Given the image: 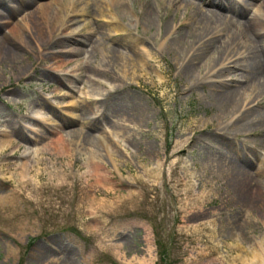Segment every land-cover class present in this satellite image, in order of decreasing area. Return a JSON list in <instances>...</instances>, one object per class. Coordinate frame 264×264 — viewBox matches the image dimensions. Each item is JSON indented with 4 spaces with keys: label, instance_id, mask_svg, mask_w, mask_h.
Wrapping results in <instances>:
<instances>
[{
    "label": "rangeland",
    "instance_id": "rangeland-1",
    "mask_svg": "<svg viewBox=\"0 0 264 264\" xmlns=\"http://www.w3.org/2000/svg\"><path fill=\"white\" fill-rule=\"evenodd\" d=\"M27 1L19 14L0 20V129L4 120L9 129L20 127L13 135L20 148H6L0 160L16 170L28 147L41 148L53 134L47 125L36 136L24 129L32 122L30 108L45 98L50 118L62 129L59 136L71 134L81 148L95 149L113 185L106 190L95 184L81 148L72 157L47 151L40 174L25 180L29 188L17 200L2 174L6 167L0 168V264H264L260 89L246 88V82L221 86L218 81L231 77L216 78L223 67L236 72L235 66L253 56L260 62L258 42L237 40L239 55L220 62L232 41L229 29L214 27L205 57L183 74L204 43L196 15L230 17L229 9L198 0H121L115 14L125 24L133 22L127 39L121 33L107 36L109 23L96 0ZM243 1L249 4H240L236 19L249 21L264 12V0ZM226 2L234 6L236 0ZM46 4L53 6L49 18L34 17L39 29L58 27L64 19L75 22L66 43L51 49L55 56L41 60L36 47L28 50L9 30ZM34 22L28 32L21 30L31 44L38 33ZM123 39L128 48L115 45ZM8 46L24 51L20 66H8ZM72 48L81 51L69 53ZM145 48L151 55L138 58L135 53ZM99 65L108 75L95 71ZM221 87L239 90L242 97L219 120L213 96ZM10 89L12 101L6 99ZM247 112L251 128L226 134ZM90 196L98 199L95 215Z\"/></svg>",
    "mask_w": 264,
    "mask_h": 264
},
{
    "label": "bare ground",
    "instance_id": "bare-ground-1",
    "mask_svg": "<svg viewBox=\"0 0 264 264\" xmlns=\"http://www.w3.org/2000/svg\"><path fill=\"white\" fill-rule=\"evenodd\" d=\"M20 1L23 3L22 6H18L17 3ZM99 13L101 16L106 18L107 25L105 27L107 36L109 38L114 37L115 34L121 33L123 35L127 36V39H130V35L132 33V25L133 22H129V24L124 23V19L119 18L115 12L117 10V7L123 8V3L117 0H112L110 3H108L106 0H96ZM203 4L214 6L215 8H228L229 12L231 13L230 17H227L222 14H214L210 15L204 12L198 13L196 15V24L198 25V30H200V41H203L204 43L201 44L200 48L198 49L197 53L195 54L194 58L191 59L187 66L183 69V74L189 75L190 72H192L193 65H195V61L198 58L205 57L204 50L206 48V45L209 47L211 42L213 41V38L211 37L214 34V31L222 28L229 29V40L232 41L231 46L226 47L219 56H223L220 60L225 62H230L234 57H237L239 55V43H236L237 40L244 39L246 42L251 44V42L255 43L258 42V47L260 48V58L258 55V58L260 60L257 61L255 56H253L252 59L248 60L247 65H245V61L243 65L235 66L237 67V71H232V68L230 67H223L221 70L218 71L216 78L221 79L226 77H231L227 80H221L218 81V84H221V86H227L230 83L234 84L237 82H246L249 83V86L254 89H260V92L257 94V98H261V100L258 101V104L256 105L257 112H258V118L263 124H264V19L261 17V15H264V12L261 13L256 12L252 19L249 21H240L236 19V15L238 10V7L241 5H244L249 2L248 1H237L234 2V6L229 5L228 0H198ZM241 4V5H240ZM28 5L27 0H0V20H8V17L23 9ZM86 5V4H85ZM53 7L51 4H46L45 6H42L38 13L34 15L28 14L27 17L24 19L22 25L14 26L10 28L9 33L12 35H15L18 37L22 44L26 46L28 50H35L39 51V58L41 60H45L47 58L54 57V53L51 52V49L56 46H62L64 43H66V37L69 36L67 30L69 29V26L75 22V19L70 18L69 20H63V22L55 28H48L45 27V29H39V25L36 24L34 17L37 16L39 18H49V14H51L50 11H52ZM240 9V8H239ZM15 10V11H14ZM57 10V9H56ZM83 11V10H82ZM264 11V10H262ZM81 12V10H80ZM79 11L75 10L74 13H80ZM13 16V15H11ZM58 18L56 19V21ZM34 22L35 26H37L38 33L36 39H34L35 43L31 44L28 39L24 36V32H21V30L26 29L28 32V28L31 24ZM45 25V20L44 23ZM24 25V26H23ZM123 26V27H121ZM214 27L215 30H213ZM208 38V39H207ZM207 39V40H206ZM205 40V41H204ZM127 40H121L115 43L116 46L119 48H128L127 44L125 43ZM222 42V41H221ZM135 43H140L139 40H137ZM235 45L237 49L233 46ZM113 50V49H112ZM81 50L77 48H72L71 50H68V52H72L74 54L79 53ZM106 51V50H105ZM119 53V57L124 58L122 55H124L123 52L116 50ZM215 51V50H214ZM213 51V52H214ZM207 52V51H206ZM262 52V54H261ZM136 56L140 59L145 58L146 55L150 56L151 53L149 50L145 49H138V51L135 53ZM216 54L210 58L214 60L216 58ZM1 55L0 52V64H1ZM4 57L6 56L5 60L8 62V66H20V60L25 55L24 51L18 48L17 46H8L6 50L3 53ZM263 57V60H262ZM71 57L67 59H62V61L59 63L60 67H63L67 65L70 62ZM218 60V59H217ZM216 60V62H217ZM89 67H93L90 65ZM110 63H107V66ZM210 64V63H209ZM81 67V66H79ZM78 67V68H79ZM102 66H96L98 72L104 73L105 75L109 73L107 69H102ZM21 71L24 73V66H21ZM71 72H76V70L72 69L67 74H70ZM72 73V74H73ZM108 75V74H107ZM193 78V77H192ZM237 86V85H236ZM230 87V85H229ZM227 87H221L220 93H215L214 102L217 106H219L218 112H217V118L221 120L226 112L227 108L230 107V105H237L241 100V93L239 90L230 89ZM227 88V89H225ZM14 92V89L8 90L9 97L6 98L9 101H12V98L14 95L12 93ZM61 92V91H58ZM12 96V97H11ZM65 96V95H64ZM256 98V99H257ZM100 100V99H96ZM258 100V99H257ZM10 103V102H9ZM53 108V106H52ZM31 116H32V122L28 124L29 127L24 128L28 132H30L32 135L36 136L37 134H41L42 130L40 129L42 126H48V128L52 129L53 134L48 136L47 142L42 145L41 148H32L28 147L24 153H23V160L21 162H18L15 164L16 170L13 168V166L7 165L5 162L7 159L0 160V168L6 167V171L8 173H3L4 176H7V179L9 181L15 180V185L7 181L6 183H9L10 186H14V193L13 198L19 199L23 196V192L25 193L26 189L29 188V185L26 179H33L34 177L37 178L40 174L41 168H39L44 158H41V156L45 155L47 151L51 155H54L56 157H72L73 153L79 148H81L77 142L72 141L73 136L71 134H65L60 135L59 133L62 130L57 124L56 121H53L50 118V115L48 114V111L51 109L49 105L47 104L45 98L43 100H39V102L35 105H33L31 108ZM138 108H135L133 110H137ZM1 110V109H0ZM249 120L248 112L242 115L238 120L233 122L232 124L228 125L225 128L226 134L233 136L236 134H239L243 132L244 130H247L250 127L249 124L252 122H247ZM9 120H4V123L1 124L0 129V158L3 157L4 151L6 148L12 146V153L15 152L18 148H20V145H14V133L20 130L19 128L15 129H9V126L7 125ZM44 122V123H43ZM48 122V123H45ZM46 126V127H47ZM249 127V128H248ZM80 136V133H79ZM75 138V136H74ZM91 147V146H90ZM90 147H87L86 149L84 147L81 148V150L85 151V154L87 155V159L85 162V165L88 168L87 173L91 174V176L95 179V184L106 189L110 190L112 189V181L110 179L111 171L106 167V165L103 163V159L101 158L100 154L96 152L95 149H92ZM35 172V176L32 175V173ZM108 194V192H107ZM91 204V210L93 211V214L95 215L96 210L94 207V204L97 203V197L90 196L89 197ZM3 203V200L0 199V204ZM18 207V205H16ZM10 206H5L4 208H8ZM262 260L264 261V235L262 238ZM40 256V255H39ZM260 256V255H257ZM42 257V255L40 256Z\"/></svg>",
    "mask_w": 264,
    "mask_h": 264
}]
</instances>
